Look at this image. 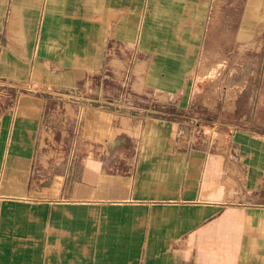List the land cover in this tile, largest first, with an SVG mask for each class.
<instances>
[{
	"label": "crops",
	"instance_id": "crops-1",
	"mask_svg": "<svg viewBox=\"0 0 264 264\" xmlns=\"http://www.w3.org/2000/svg\"><path fill=\"white\" fill-rule=\"evenodd\" d=\"M263 33L264 0H0V264H264ZM201 58L215 142L157 93Z\"/></svg>",
	"mask_w": 264,
	"mask_h": 264
},
{
	"label": "rangeland",
	"instance_id": "rangeland-1",
	"mask_svg": "<svg viewBox=\"0 0 264 264\" xmlns=\"http://www.w3.org/2000/svg\"><path fill=\"white\" fill-rule=\"evenodd\" d=\"M251 48L252 54L250 55L252 56L248 58V63L259 65L263 62L264 64V41L252 44ZM228 62L232 61H225L224 65L228 66ZM221 63L222 62H208L206 58L195 60L194 63H192L191 67L188 69L187 73L182 76L183 83L181 87L179 86L180 88H178L174 93H170L169 91H162L157 93H163V98L167 96L168 98L179 96L180 100H182L181 104L183 106L187 105L190 100H193L192 102L196 106V110H198L199 112L203 111L201 110L202 104H208L209 107L203 108L204 112H206L205 116L207 120L204 123H206L208 127L214 126L216 132H221L227 129H229V131L234 130L238 127L237 124H228L224 122L215 121L214 124L216 125H212V103L222 98L224 87L226 86L229 78L232 77L228 74L218 75L213 73L215 68H220L223 66L221 65ZM122 88L123 94H126V98L131 100L132 98L129 97V93H131L130 83L125 84ZM64 101L68 108L67 116H73L77 118V112L75 113L74 103L67 101V99H65Z\"/></svg>",
	"mask_w": 264,
	"mask_h": 264
},
{
	"label": "built area",
	"instance_id": "built-area-1",
	"mask_svg": "<svg viewBox=\"0 0 264 264\" xmlns=\"http://www.w3.org/2000/svg\"><path fill=\"white\" fill-rule=\"evenodd\" d=\"M125 80L127 82V79H125ZM125 84H127V83L124 82V85ZM58 96H61V95H58ZM83 110H84V107L80 105V107H79L80 115L83 113ZM212 125H216V124L213 123ZM196 132H197V135H198L197 136V138H198L197 140L201 141V142L203 140L206 141V139H207L206 136L208 134H209L208 138H209L210 141H212L213 138L215 140L216 139V134L218 133V132H216L214 126L208 127V125L206 123L201 122V121H199V124H197Z\"/></svg>",
	"mask_w": 264,
	"mask_h": 264
},
{
	"label": "bare ground",
	"instance_id": "bare-ground-1",
	"mask_svg": "<svg viewBox=\"0 0 264 264\" xmlns=\"http://www.w3.org/2000/svg\"><path fill=\"white\" fill-rule=\"evenodd\" d=\"M111 131H113V130H111Z\"/></svg>",
	"mask_w": 264,
	"mask_h": 264
}]
</instances>
